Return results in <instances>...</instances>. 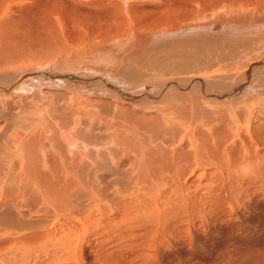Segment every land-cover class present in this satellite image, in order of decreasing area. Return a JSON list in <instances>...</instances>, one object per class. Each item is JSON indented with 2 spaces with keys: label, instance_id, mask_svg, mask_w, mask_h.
<instances>
[{
  "label": "bare ground",
  "instance_id": "obj_1",
  "mask_svg": "<svg viewBox=\"0 0 264 264\" xmlns=\"http://www.w3.org/2000/svg\"><path fill=\"white\" fill-rule=\"evenodd\" d=\"M31 1L36 5L0 0V149H12L9 156L0 151V264H16L26 247L43 250L89 229L95 233L85 244L86 264H137L141 238L138 247L125 232L121 241L106 242L100 224L153 211L158 216L160 208L194 198L200 173L238 172L249 161L263 170V13L177 24L178 16L160 11L136 17L142 11L97 10L113 0ZM213 33L222 41L233 37L230 55L215 63L237 52L249 58H239L230 71L203 76L198 73L212 65L202 66ZM175 34L186 39L179 44L184 50L165 40ZM165 46L186 61L169 63L153 80L134 67L145 61L164 68ZM187 47L200 50L189 55ZM98 141L107 148L92 153L111 155L104 171L88 152ZM239 149L253 154L245 159ZM86 197L92 200L84 208ZM229 214L224 201L211 211L221 223ZM169 234L184 238L178 220Z\"/></svg>",
  "mask_w": 264,
  "mask_h": 264
},
{
  "label": "rangeland",
  "instance_id": "obj_2",
  "mask_svg": "<svg viewBox=\"0 0 264 264\" xmlns=\"http://www.w3.org/2000/svg\"><path fill=\"white\" fill-rule=\"evenodd\" d=\"M82 1L87 5H89L91 2V0H82ZM113 1H114V4L112 2L107 1L106 2L107 4L102 7L103 9L97 8V10L101 12H104L106 10L109 13H112L111 11H113V13H118L117 11L120 10L119 12L121 13V9H122L124 14L126 13L125 15H130L131 10H134V9H138L137 11H142V13L139 15L137 14L136 17H139V16L142 17L143 15L146 16L148 14H153V13H156V15H159V14H162V13H159L160 11V12H163L164 14L170 13V14H173L175 17L178 16L176 17L177 21L174 18L177 24L187 23V22L198 23L201 21H202L201 23L213 22L217 19L220 20V18L223 19L222 17H227L229 15L233 16V15H239V14L240 15L241 14H249V15L252 14L253 16L255 15L257 16L262 13L264 14V5H263L264 2H262L264 0H238V1L237 0H177V1L176 0H113ZM27 2L28 4L31 3L33 5H36L31 0L30 1L27 0ZM16 3L19 4V2H16ZM16 3H14L13 5H17ZM257 10H259L258 11L259 13H257ZM260 11H263V12H260ZM255 12L256 14H254ZM180 16L185 17V18L183 19ZM127 18H128L127 20H129L131 17L129 16ZM57 23H58L59 28L61 29V27H63L62 29L65 30V32L67 33L68 29L65 25L64 26L62 25L63 21L62 23L61 21H58ZM142 31H145V29ZM238 33L239 32H236V35H238ZM202 35L203 34H200L199 36L201 37L202 40H205L204 39L205 36L202 37ZM197 36L195 35L192 38H195ZM218 38L219 36H217V34H214V33L212 34V36H209L208 42H210L209 44L212 47L209 45L210 47L208 46V49L206 48L207 53L204 54V58L208 62H205V64H203L202 66L206 67L209 65L208 63L212 65L210 66V68L206 67V69L201 70L198 74L204 76V75H212L215 73L227 72L234 68V62L241 60V59L244 61V59L246 60L247 58H249V56L246 55V52H242V53L237 52L235 54L233 53L231 54V59L229 57L228 59H224L223 61H219L215 63V61L219 59V57L222 59L223 55H225V57L230 55L229 53L231 52V48H229L228 44L232 43L229 41L233 39V37L232 38L227 37V39L222 41L220 38L219 40H217ZM165 40L171 42V45H174V44L178 45L180 50L185 49L183 46L179 45L181 42L186 41L185 38H180L179 36L175 34V35L169 36V38L166 37ZM211 41H213V43H211ZM217 44H220L222 46L217 45ZM215 45L218 46V48L215 47ZM168 47L169 46H165V48L162 49L160 52V56L161 54L164 55L163 56L164 59L162 60V63H161V65L165 64L164 68L160 66L159 68L158 67L154 68L156 65L150 66L145 61L140 62L141 64L137 63L134 67L137 69H141L140 71H142L145 75H147L150 79L153 80L154 76L159 77V75L163 73L164 69H168L166 65L169 66V63L174 62L173 64L175 66L173 64L172 66L176 67L177 60L179 64H181L182 61L183 62L186 61L185 60L186 58L182 56H181V59L179 60V57L177 56V54H174V53L172 55L171 53L169 54L168 51H166ZM224 47L227 49V51ZM152 48L158 49L159 47L154 46V47H151V49ZM189 50L190 52L188 54L192 55V53H196L193 51L200 50V49L198 47H193V48L187 47L186 52H188ZM199 52L200 51H197V53ZM168 54L170 56L167 57L166 55ZM191 61L192 62L190 66L194 67L195 63H193V60ZM195 62L196 64H198L196 66H199L197 67V69L200 70L201 62H198V59L197 61L195 60ZM190 70L193 71L191 68ZM143 73H142V76H144ZM149 73H153V74H149ZM155 81H161V80L157 79ZM52 91L50 92L52 93ZM94 120L95 119H93L92 121ZM16 132L17 131L11 132V133L12 135H14V134H17ZM87 141L88 140H86V142ZM164 144L168 145L167 143H164ZM76 146L78 147V149H84V146H81L79 144H76ZM106 148L107 147L102 146L101 142L98 141L97 143L91 146V149L89 150L86 149L88 150V152H91L90 160H94L96 158L95 160L98 161V164L100 165L102 171H104L103 170L104 162L105 163L108 162L110 164L111 155H109L104 150L97 152L96 155L95 153H92V152H93V149H106ZM9 150L11 151L12 149H6V150L0 149V151H4V154L8 156H9L8 154ZM63 150L65 151L66 149H63ZM240 150H242L241 154L245 159H247L248 156L253 154L250 152L251 149H239V151ZM257 150H260V149H256V151ZM44 151L47 152V149H44ZM107 167L110 168V166H106L105 168ZM239 169H238V172H240ZM225 170L226 169L224 170L220 169L218 172H216L215 175L213 174V172L212 174L210 173L198 174L197 175L198 182L196 186L195 185L192 186V189L194 191L196 190V195L194 198L193 197L191 198L183 197L184 199L183 200L181 199V202L176 203L174 208L172 209L166 208L167 210L165 209L163 210L160 208V212H158V216L156 214L157 211L156 212L153 211L151 212V214L149 215L145 214L144 216L136 214L134 215L135 216L134 217L133 215H131L125 219H122L123 221L122 220L119 221L118 219L115 221L112 220L110 222L112 225L111 224L110 226L108 225L110 229L107 228L108 226H105L104 224H100L98 228H101L100 230L102 231L101 235L103 234L102 235L103 238L106 236L105 237L106 242L107 241L109 242L112 240L113 241L116 240L118 236L120 237V235H122L125 232L129 234L130 239L136 242V244L134 245H137V247L140 244V241H139V244H137L138 239L140 240L141 238V242H143L144 244L142 243L140 245V253L139 254L137 253L138 254L137 257L139 256L137 260L140 261L137 264H140V263L145 264L146 262L148 264H264V168L262 170V166H261V168L260 167L257 168L253 174L248 175V176L238 174L237 171L233 172V171H227V170L225 171ZM228 173L230 174L229 176H228ZM233 176L234 178L236 176L237 180L234 179ZM204 179H206L207 181L206 182L203 181ZM234 180L236 183L234 182ZM202 184L205 186H203ZM206 188L208 189L206 190ZM198 192H199V195L197 194ZM130 193L132 194L133 190ZM195 199H198V200H195ZM225 199H228V200L226 201ZM91 200L92 199L88 197L83 198L81 201V206L86 208L87 205L91 203ZM221 201H224L226 210H228V213H230L229 215H225V217L232 216L230 217L231 219L227 217V219L225 218L224 220H222V223L212 219L213 216L211 215V211H213L214 208L221 203ZM166 211L168 212L166 213ZM111 212H113V209ZM162 212L164 213V215ZM166 214L168 216H166ZM137 218L138 219L140 218V219L138 220ZM173 219H176L179 221V224L181 225L183 232L185 233L184 238L182 239L176 238L175 240L174 235L169 234V227L173 223ZM197 224H199V226ZM131 230L133 231V233ZM94 231L95 230L93 229L91 230L89 229L88 232L83 230L82 233L80 232L73 233V235H71V238L69 239V242L61 241L57 245L52 244L49 246H42V249L45 248L43 250L39 248L38 251H36L37 249L33 251V250H29V248L26 247L22 249L23 250V252L21 251L22 256L19 258V260L17 259L18 261L15 263L16 264H24V263L28 264L30 263V260H34V261L38 260L39 262L37 263L40 264V260H41L42 262L41 264H76V263L86 264V258H85L86 245L85 244H86L88 237L91 238V235H92V238H93L94 236L93 234L95 233ZM16 237L17 236L12 237V238L16 239ZM118 241H121V240L119 239ZM120 245L123 246L122 243H120ZM123 247H121L122 251L126 252ZM47 249L48 251L50 250L51 252L50 251L46 252ZM51 249L56 252L52 251ZM147 250L150 253H148ZM150 250L154 252H151ZM143 251L144 252L146 251L147 253L144 254ZM42 253L44 254L42 255ZM186 255H189V256H186ZM141 256H142V259L140 258ZM144 256L146 257L144 258ZM48 259H51V260L48 261ZM134 262H136V260ZM105 263L106 262H104V264ZM30 264H32V262Z\"/></svg>",
  "mask_w": 264,
  "mask_h": 264
},
{
  "label": "clouds",
  "instance_id": "obj_3",
  "mask_svg": "<svg viewBox=\"0 0 264 264\" xmlns=\"http://www.w3.org/2000/svg\"><path fill=\"white\" fill-rule=\"evenodd\" d=\"M256 170V165L249 161V162H245L240 166V172L239 174L244 175V176H248L251 175L255 172Z\"/></svg>",
  "mask_w": 264,
  "mask_h": 264
}]
</instances>
